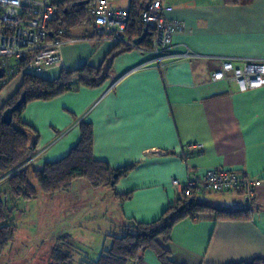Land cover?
Listing matches in <instances>:
<instances>
[{
  "label": "crops",
  "instance_id": "crops-1",
  "mask_svg": "<svg viewBox=\"0 0 264 264\" xmlns=\"http://www.w3.org/2000/svg\"><path fill=\"white\" fill-rule=\"evenodd\" d=\"M129 2L119 0L116 4L129 6ZM162 2L176 27L174 51L189 49L197 56L171 60L165 68L151 64L131 71L149 57L133 49L118 55L108 67L106 59L117 44L89 39L95 32L92 22L84 25L88 26L85 31L83 26L73 29L71 36L76 41L61 47L63 64L43 65L35 74L55 79L63 69L75 70L88 63L110 68V76L99 87H80L49 101L28 104L22 118L37 130V148L42 150L34 168L42 169L46 162L66 156L81 139L82 121L94 126L96 159L114 168L137 164L116 185L118 194L134 191L131 199L124 201L109 187H97L95 197H107L110 202L94 212L101 211V222L111 232L98 228L87 234L107 237L109 246L112 239L107 235L118 233L130 219L154 221L175 203L178 194L171 186L175 177L184 180L192 172L217 168L259 178L261 184L253 200L238 190L198 194L216 205L247 207L252 212L250 219L222 220L211 212L198 219L187 217L175 224L165 246L171 259L185 264L264 259V85L241 90L235 82L212 79L220 67L219 57H241L234 62L236 66H242L244 58L264 59V0H239L236 4L226 0ZM4 61L6 67L0 65L4 73L0 78V109L21 87L26 71L17 58ZM115 81L117 85L109 90ZM196 144L203 148L189 147ZM75 184L92 187L83 178L71 187ZM3 189L7 191V183ZM39 196L47 202L51 198L43 192ZM60 196L58 207L64 218L69 212L84 214L85 207L79 208L78 202L74 206L68 196ZM75 197L86 201L92 194L85 197L76 193ZM21 212L29 213L16 206L15 221ZM82 235L84 238L86 233ZM68 236L71 234L65 233L64 238ZM129 264L161 262L153 250H147L142 259Z\"/></svg>",
  "mask_w": 264,
  "mask_h": 264
},
{
  "label": "trees",
  "instance_id": "trees-1",
  "mask_svg": "<svg viewBox=\"0 0 264 264\" xmlns=\"http://www.w3.org/2000/svg\"><path fill=\"white\" fill-rule=\"evenodd\" d=\"M153 1L130 0L129 2L130 17L127 35L130 40L135 41L147 31V36L139 44L144 49L152 47L154 28L145 24L143 9ZM91 2V0H60L57 5L60 19L50 26V40L61 29L64 31V38L73 39L71 36L73 29L91 23L87 12V5ZM238 2L239 0H226L227 4ZM95 36L94 32L89 39L94 40ZM131 50L133 48L117 44L115 50L106 59L108 67L118 55ZM26 65L27 60H23L22 66L26 68ZM109 71L110 68L106 70L104 65L94 67L87 63L75 70L63 69L57 78L47 79L26 70L21 87L0 109V174H6L24 163L31 141L34 140L36 144L39 141L37 130L22 118L30 102L49 101L80 87H99L109 78ZM23 93L26 95L25 101L13 112L11 124L3 123L4 111L17 103ZM80 128L81 139L66 156L53 162H46L42 169L31 166L23 168L20 172L13 173L7 180V191L0 189V255L10 246L18 230L14 213L19 199L30 201L38 198L40 192L53 195L69 190L79 178H87L96 188L109 187L118 198L124 201L132 198L134 191L118 194L116 185L120 179L127 177L137 164L114 168L108 162L96 159L93 124L82 121ZM35 182L39 187L35 185ZM198 194L194 191L190 195L178 197L175 203L170 204L154 221L143 222L130 219L122 225L118 233L107 235L112 242L110 246L104 244L97 259L85 261L84 264H129L142 259L147 250H153L161 264H185L171 259L170 251L165 246V243L170 241L171 232L178 221L187 217L198 219L201 214L207 212L214 213L217 219L222 220H246L252 217L251 209L247 207L228 208L216 205L202 200ZM61 258L60 262L64 263L65 259L64 264H66L70 255ZM230 264H264V259L256 258L252 261Z\"/></svg>",
  "mask_w": 264,
  "mask_h": 264
},
{
  "label": "built area",
  "instance_id": "built-area-1",
  "mask_svg": "<svg viewBox=\"0 0 264 264\" xmlns=\"http://www.w3.org/2000/svg\"><path fill=\"white\" fill-rule=\"evenodd\" d=\"M60 0H0V65L6 67L4 59L17 58L21 63L27 60L26 70L40 71L43 65L63 64L61 47L76 39L64 38V31L58 30L51 39L49 34L52 23L60 19L58 3ZM87 5L90 21L94 25L96 41H112L149 54L143 63L131 71L154 64L165 68L167 62L178 58H192L196 53L186 49L175 52L173 34L175 24L166 14L162 0H154L144 6L143 20L147 26H153L152 47L144 49L127 35L130 17L129 6L116 4V0H91ZM241 57H219L220 67L212 73L214 80L235 82L241 90L264 85V59L244 58L242 66L234 62ZM115 81L109 88L117 85ZM193 149H202V144L189 145ZM34 140L31 141L26 161L5 174L7 180L13 173L23 168L33 167L41 155ZM261 179L224 169H209L205 173L192 172L184 180L173 178L171 186L177 190L178 197L190 195L194 191L223 192L243 191L248 200H253Z\"/></svg>",
  "mask_w": 264,
  "mask_h": 264
},
{
  "label": "rangeland",
  "instance_id": "rangeland-1",
  "mask_svg": "<svg viewBox=\"0 0 264 264\" xmlns=\"http://www.w3.org/2000/svg\"><path fill=\"white\" fill-rule=\"evenodd\" d=\"M127 1L124 0V2ZM115 3H119V0H116ZM85 29H88V26L82 27L83 31ZM83 181L88 183L87 178H83ZM6 183L7 177L5 174H0V189H3ZM35 185L39 187L37 182H35ZM79 185L75 184L69 190L62 191V194L47 196L51 197L49 202H47V198H40V196L37 198L38 201L36 199L37 202L34 200L26 202L23 199H19L20 203H17L18 206L23 210H28L29 213L21 212V214H16L18 230L14 240L7 248L9 249L8 252L6 249L0 255V264H64L65 259L64 263H62L60 258L65 255H70L66 264H84L85 261L97 259L101 249L104 244H107L108 240L106 241L107 237L105 236H102V239L90 237L88 232L98 230V228H101L100 230L105 233L111 232V229L105 227L106 224L103 225L101 222V211L94 212V208L106 206L105 204L108 205L110 201L107 197L98 195L95 197L97 188L92 186L85 189ZM76 193H82L85 197L88 194H92V199H87L86 201L83 198L76 199ZM60 195L62 197L68 196V200L72 201L74 206L78 202L81 204L79 208L85 207L83 210L84 214L69 212L64 218V214L60 213L58 207L60 205L58 200L61 197ZM56 206L57 209L53 210V207ZM25 214H27V218L23 216ZM113 231L116 232V230ZM65 233L71 234V236H68V239L64 238ZM83 233H86L84 238H82Z\"/></svg>",
  "mask_w": 264,
  "mask_h": 264
},
{
  "label": "water",
  "instance_id": "water-1",
  "mask_svg": "<svg viewBox=\"0 0 264 264\" xmlns=\"http://www.w3.org/2000/svg\"><path fill=\"white\" fill-rule=\"evenodd\" d=\"M146 36H147V31L145 32V34L142 37H140L139 39L135 40V42L137 44H140ZM3 75H4L3 70L0 67V78H2ZM25 98H26V95H25V93H23L22 97L20 98L19 101H17V103H15L13 106L7 108L4 111L3 117H2V122L3 123H6L8 125L11 124L12 119H13V116H12L13 112H15L24 103ZM191 202H192V199L190 200V203Z\"/></svg>",
  "mask_w": 264,
  "mask_h": 264
}]
</instances>
